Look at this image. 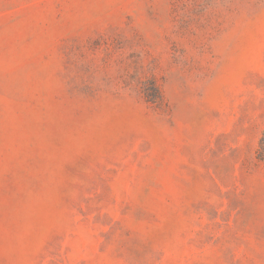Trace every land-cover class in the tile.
I'll return each instance as SVG.
<instances>
[{
	"label": "rangeland",
	"instance_id": "rangeland-1",
	"mask_svg": "<svg viewBox=\"0 0 264 264\" xmlns=\"http://www.w3.org/2000/svg\"><path fill=\"white\" fill-rule=\"evenodd\" d=\"M0 264H264V0H0Z\"/></svg>",
	"mask_w": 264,
	"mask_h": 264
}]
</instances>
